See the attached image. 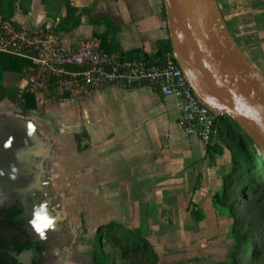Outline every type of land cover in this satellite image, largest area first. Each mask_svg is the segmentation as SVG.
Returning <instances> with one entry per match:
<instances>
[{"label": "crops", "instance_id": "obj_1", "mask_svg": "<svg viewBox=\"0 0 264 264\" xmlns=\"http://www.w3.org/2000/svg\"><path fill=\"white\" fill-rule=\"evenodd\" d=\"M217 1L237 42L264 74V0ZM71 2L78 8L93 6L96 18L111 15L121 21L118 38L124 50L139 47L153 52L157 40L167 37L161 0ZM43 8L42 0H32L28 22L33 26L43 20ZM79 28L85 33L79 34ZM105 29L103 23L92 25L83 16L62 39L70 46L98 37ZM43 104L45 118L58 128L52 130L71 150L73 181L92 210L104 208L109 214L119 206L134 226L146 230L167 220L193 240L200 234L214 236L218 227L227 236L233 218L220 215L214 206L231 169L226 137L206 144L184 134L178 125V99L161 95L149 84L109 85L74 100ZM83 132L87 136H81L78 149L74 135Z\"/></svg>", "mask_w": 264, "mask_h": 264}, {"label": "water", "instance_id": "obj_2", "mask_svg": "<svg viewBox=\"0 0 264 264\" xmlns=\"http://www.w3.org/2000/svg\"><path fill=\"white\" fill-rule=\"evenodd\" d=\"M14 1L21 18V0ZM163 2L173 57L198 102L230 117L264 152V74L237 42L218 1ZM71 158L43 120L0 112V208L21 205L19 219L30 239L42 243L45 264H87L85 240L100 226L88 220L91 207L73 181Z\"/></svg>", "mask_w": 264, "mask_h": 264}, {"label": "trees", "instance_id": "obj_3", "mask_svg": "<svg viewBox=\"0 0 264 264\" xmlns=\"http://www.w3.org/2000/svg\"><path fill=\"white\" fill-rule=\"evenodd\" d=\"M31 2L32 0L20 1L22 14L21 18H17L15 1L0 0V26L1 22H11L17 30H21L22 26L27 27L33 36L51 31L63 37L70 35L81 24L83 16H88L90 24L103 23L106 26L98 38L101 40L102 51L110 57L140 58L163 63L165 56L172 53L168 29L167 37L157 40L156 50L153 52H147L139 47L124 50L118 38L122 29L121 21L111 15L96 18L92 15L93 6L78 8L71 0H42L43 20L39 25L33 26L26 18L31 11ZM161 2L163 19L166 20L164 2L163 0ZM225 20L230 27L226 18ZM3 32L0 27V36ZM30 73L31 61L28 56L1 52L0 102L8 100L26 114L34 111L38 103L35 93L19 87L20 81ZM9 75L14 76L10 82L7 81ZM133 87L136 86L128 88ZM43 96L55 102L69 99V95L59 93L54 79L50 80L49 88L43 91ZM234 123L228 116H216L214 120L217 129L215 139L230 137V141L236 139L238 142L237 150L233 148L231 142L227 147L225 145L230 153L231 169L224 176L222 191L216 198L214 206L220 215L233 218L227 232V241L233 248L232 253L242 256V260H238L237 264H264V154ZM81 136H87V133L74 135L78 149ZM145 231V226L136 227L133 224L115 221L106 223L104 229H99L95 235V261L105 264L112 255L118 260L126 261L141 254L143 258H147V262H156L155 245L146 236ZM105 246L115 247V250L106 252Z\"/></svg>", "mask_w": 264, "mask_h": 264}, {"label": "built area", "instance_id": "obj_4", "mask_svg": "<svg viewBox=\"0 0 264 264\" xmlns=\"http://www.w3.org/2000/svg\"><path fill=\"white\" fill-rule=\"evenodd\" d=\"M0 27L4 31L0 53L28 56L31 61V73L20 81L19 87L35 93L36 98L49 88L51 79L57 83L59 93L69 95L70 100L109 85L149 84L161 95L179 100L178 125L184 134L196 136L206 144L217 136L216 115L198 102L172 53L165 56L163 63L120 59L103 52L101 40L95 36L65 46L62 36L51 31L33 36L27 27L17 30L11 22H1Z\"/></svg>", "mask_w": 264, "mask_h": 264}, {"label": "rangeland", "instance_id": "obj_5", "mask_svg": "<svg viewBox=\"0 0 264 264\" xmlns=\"http://www.w3.org/2000/svg\"><path fill=\"white\" fill-rule=\"evenodd\" d=\"M79 34H84L85 31L83 28L78 29ZM77 31V32H78ZM78 34V33H77ZM13 75H9L7 78V81L10 82L11 79L13 78ZM45 99L42 94H39V98H37V108L30 112V113H23L18 107H16L14 104H12L8 100H4L3 102H0V112L6 111V112H11V113H19L23 115H32L36 116L39 119L43 120L49 128L52 130H58L55 125H53V122L50 121V119H46V107L42 102ZM51 101V100H50ZM55 102V101H51ZM52 132H54L52 130ZM230 137H227L225 139V145L227 147L228 143L231 142V145L235 150H237V140L234 139L233 141H230ZM228 151V148H227ZM263 152V151H262ZM229 153V151H228ZM230 154V153H229ZM264 154V152H263ZM90 208V206H87ZM90 215L88 216V220L93 222L92 224L95 225H102L109 223L111 221L115 222H124L127 225H132L134 222H131L129 219V215L124 212L123 208L117 207L116 209L113 207L112 211L107 214L105 212V209H98L96 211L92 210L91 208L89 209ZM92 214V215H91ZM103 214V215H102ZM104 214H107L106 220L103 219ZM233 222V220L231 221ZM96 223V224H94ZM132 223V224H131ZM209 223V222H205ZM96 227L94 230V233L99 231V227ZM218 233L215 234L214 236H205L206 234H200L201 236L195 237L193 240L191 237L186 236V232L183 230V228H176L174 223H170L167 220L162 221L158 223L156 228H153L151 230L147 229L145 231V234L147 237H149L154 245L155 248L157 249L158 247L162 248L160 250L159 248L157 249V254L161 259H164L165 261H175L178 260L184 256H186L189 252H196L198 250H209V253L212 255L221 258H225L227 254H230L231 251H233L232 246H230L227 242V236L226 234L222 231V228L218 227L216 230ZM222 231V232H221ZM84 233L86 234L87 238H89L88 230H84ZM95 235L92 241H88V239L85 240V243L87 246H92L91 249H87V246L85 247V254L87 257H90V259L94 260L95 259V252H96V239ZM204 235V236H203ZM194 238V237H193ZM105 251L106 252H113L115 250V247H109L105 246ZM236 259L242 260V256L240 254H235ZM144 260H147V258L144 257ZM135 261H137L135 259ZM108 263L110 264H130L129 261L123 262L122 260L114 259V256H110L108 258Z\"/></svg>", "mask_w": 264, "mask_h": 264}, {"label": "flooded vegetation", "instance_id": "obj_6", "mask_svg": "<svg viewBox=\"0 0 264 264\" xmlns=\"http://www.w3.org/2000/svg\"><path fill=\"white\" fill-rule=\"evenodd\" d=\"M22 212L21 205H13L8 209L0 208V264H45L42 259L43 245L40 241L30 239L24 223L19 219ZM85 229V228H84ZM160 250L162 248L158 247ZM157 248V249H158ZM156 250V262H147L141 256L127 259L130 264H237L235 254H227L225 258H219L209 250L189 252L186 256L175 260L165 261L161 259ZM163 251V250H162ZM116 259V258H114ZM135 259L137 261H135ZM123 261V262H126ZM87 264H99L92 259L86 260ZM105 264H110L106 262Z\"/></svg>", "mask_w": 264, "mask_h": 264}]
</instances>
